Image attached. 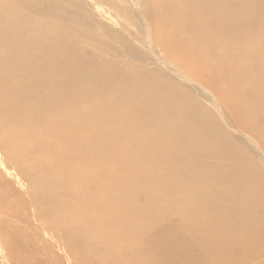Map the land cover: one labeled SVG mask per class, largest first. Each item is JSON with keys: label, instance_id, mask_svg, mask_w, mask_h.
<instances>
[{"label": "bare ground", "instance_id": "obj_1", "mask_svg": "<svg viewBox=\"0 0 264 264\" xmlns=\"http://www.w3.org/2000/svg\"><path fill=\"white\" fill-rule=\"evenodd\" d=\"M19 1L0 0V149L74 264H264V160L167 73L116 64L81 7L59 23L80 25L73 34L107 57L56 39L52 23L38 30ZM148 5L165 56L264 154V0ZM10 188L0 176L1 250L11 264H49L4 223L25 208Z\"/></svg>", "mask_w": 264, "mask_h": 264}, {"label": "rangeland", "instance_id": "obj_2", "mask_svg": "<svg viewBox=\"0 0 264 264\" xmlns=\"http://www.w3.org/2000/svg\"><path fill=\"white\" fill-rule=\"evenodd\" d=\"M12 1L13 7L17 10V5H21V1ZM24 1L26 3V10L35 11L37 18H39L37 24L38 30L45 31L43 33L46 34L50 31L52 23V28L59 30L58 35L53 32L55 37H57L56 39H60V35L64 39L71 40L70 42L74 44L73 47L81 46L80 49L85 55H87V49L92 53L98 52V55L113 58L116 64L130 62L131 66L134 65L141 72H145L146 77L149 75L156 76V74L158 75L161 72L173 77L176 85L193 92L198 102L215 115L219 123L223 125V128L228 131L233 143L235 142L240 145L248 154H253L257 162L262 164L264 154L254 144L253 140L250 141L251 137L247 133L238 129L237 119L231 115L221 98L216 96L210 88L199 82L192 74H189L190 72L185 67L180 66L165 56L163 49L156 43V31H154L153 25L148 20V0H73L72 7L67 2L65 3V0H49L50 5L47 4L48 0H40L39 7L38 3L35 4L36 0ZM80 7L94 26L95 35L98 36V39H102V44L105 47L107 45L104 52L106 53L109 50L110 53H107V56L102 53L105 50L104 46V50L98 47L102 51L100 50L99 52L97 49L96 51L94 47H87L84 39L73 34L76 33L75 29L81 28L80 25L73 23L68 26L67 23H64L65 27H62L61 23H59L62 15H67L70 11ZM22 15L23 13L21 12ZM13 22H15V19H13ZM34 33H36V30L27 32V35L32 36ZM40 38V36L33 35L28 40ZM0 176L11 184L8 193L19 196L20 203H24L25 205L24 209L17 210V217L12 218L10 216L9 221L8 218H5L4 223L10 229L26 230L24 234L26 233L27 238L32 239L37 249H39L36 254L37 257L48 260L49 264H74L72 255L66 247L67 243L59 235L48 233L49 231H46L45 226L43 227L39 210H37L36 205L32 204L30 195L27 194L29 189L28 182L21 177L19 171L10 163L9 155L3 153L1 149ZM1 251H3V248L1 250L0 247V264H11V260L8 261L6 256L8 255L7 251H3L4 254Z\"/></svg>", "mask_w": 264, "mask_h": 264}]
</instances>
